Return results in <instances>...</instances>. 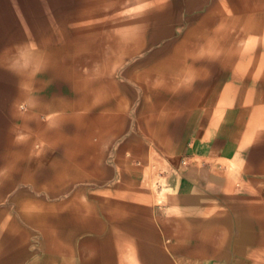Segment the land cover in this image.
I'll return each mask as SVG.
<instances>
[{
	"label": "rangeland",
	"instance_id": "1",
	"mask_svg": "<svg viewBox=\"0 0 264 264\" xmlns=\"http://www.w3.org/2000/svg\"><path fill=\"white\" fill-rule=\"evenodd\" d=\"M161 1L152 10L154 16H147L148 9L140 21L136 48L109 67L112 85L101 80L90 86L92 94L97 90L94 99L82 92L76 96L65 79L38 74L43 83L28 92L19 115H14L18 83L14 74L12 78L0 69V171L8 167L12 154L18 158L12 172L0 178V264H81L83 254H88L90 212L95 210L101 219L105 208L118 213L137 204L139 191H155L167 169L166 160L179 152L182 140L200 130L217 106L219 85L237 78L242 92L255 89L242 86L250 76L264 79V1L257 4L254 18L247 16L254 0ZM26 2L13 8L0 0V57L8 40L10 46L26 47L33 37L51 44L72 37L74 30L66 20L49 29L54 11L65 14L73 8L72 0ZM7 20L9 25L2 28ZM21 22L26 28H20ZM249 37L253 41L248 45ZM233 39H238L239 48L226 50ZM204 45L205 52L197 55ZM53 103L67 110L41 133L45 142L31 117L30 137L20 140V134L11 147L9 134L12 127L21 130L23 123L17 117L25 108L38 113V108ZM74 105L80 112L73 118ZM252 121L257 133L252 135L251 151L260 161L264 111L255 113ZM260 234L261 245L254 254L264 264V230Z\"/></svg>",
	"mask_w": 264,
	"mask_h": 264
},
{
	"label": "crops",
	"instance_id": "2",
	"mask_svg": "<svg viewBox=\"0 0 264 264\" xmlns=\"http://www.w3.org/2000/svg\"><path fill=\"white\" fill-rule=\"evenodd\" d=\"M238 82L219 85L217 106L166 160L155 191L101 219L90 212L81 264H261L264 159L251 151V124L264 111V79L250 76L242 86L255 89L242 92ZM240 225L251 241L239 240Z\"/></svg>",
	"mask_w": 264,
	"mask_h": 264
},
{
	"label": "bare ground",
	"instance_id": "3",
	"mask_svg": "<svg viewBox=\"0 0 264 264\" xmlns=\"http://www.w3.org/2000/svg\"><path fill=\"white\" fill-rule=\"evenodd\" d=\"M260 1H264V0H254L251 3L252 5L250 4L248 6L247 9L248 17L254 18L258 14L259 10H257V4H259ZM4 2L6 3L9 2L10 6L11 7L13 6V8L20 7L18 4L20 5H23L24 3L27 4L26 0H4ZM160 2L162 1L161 0H72L73 8L65 12V14L60 13L61 11H58L56 13L54 11L53 13L54 14L53 18L55 20L54 24L51 25L50 27L48 26L50 29L63 20H66L68 26L70 24V28L73 29L74 31H72L73 34L70 35L72 36L71 38H69L67 41L66 40L63 41L65 42L64 44L61 40L56 41L55 44L53 43L51 44L50 41L44 40L45 38L38 39V37H33L30 40V42L26 43L25 45L26 47H20V46L15 47L13 45L10 46L9 45L10 41L8 40L7 45H4L3 49L1 50L3 55L0 57V69L3 72H8L7 74H9L10 77L12 78H13L12 74H14L16 82L18 83L19 97L17 99V102L12 107V113L14 115H19L20 106L24 105L23 102L28 92L30 91L35 92L40 88L43 81L40 80L41 78L38 79L36 78L38 74H42V75L46 74L49 77L56 79H60V78L65 79L71 85V88L73 89L72 93H75L76 96H78L80 92L89 96L95 94L97 90H95L96 92L92 94V91L90 89V86L93 85L95 81L101 82V80H103L104 82H107V84L112 85L108 83V81L110 80L109 78H107V76L110 75L109 67L111 66L112 68V64L121 63L125 59L126 55H129V51L136 48L135 41L138 35H140L139 33L142 30L140 29V21L142 20V18L144 20V17L146 16L145 13L148 9L151 10L150 11L151 13L147 14V16L149 17L154 16L155 13H152L153 12L152 10L158 8L157 5L160 4ZM159 8L161 9V7ZM230 13L232 14V11H230ZM233 13L237 14L236 11H233ZM12 16H13V12H12ZM235 19H239V18H235ZM240 19L244 20L241 17ZM219 24L221 25V23ZM8 25H9V20H7L6 24L2 25V28L4 27L6 28ZM25 25L26 23H22L20 25V28L22 29L26 28ZM32 29L34 28L32 27ZM248 39L249 41L247 42V44L249 45L253 40H251L252 37H249ZM237 41L238 39H233V41H230L229 45H227L226 47V50L231 51L232 49H234V47L239 48ZM206 47H207L206 45L202 47L200 46L199 47L200 49L196 50L197 53L198 52L200 53L197 55H202L205 52ZM185 49L188 51L185 54L186 56L185 58H188V56L190 55L189 52L190 48L186 46ZM254 65L256 66V64ZM248 71L250 72L251 70L249 69ZM182 72L183 71H181V73ZM246 74H248V72H246ZM182 79L186 81L187 76ZM104 86L106 87L107 85ZM101 91L104 92V89ZM99 93H100V88H99ZM100 95H104V94L102 93ZM93 97L95 96L93 95L91 98ZM99 100L101 99L99 98ZM73 102L75 101H72L71 103ZM89 104H91L90 101ZM72 105L73 104H71V106ZM61 106L62 105L60 104L53 103V105L50 108L48 107L46 109L38 108L36 110L38 113H34V110L33 111L30 110L29 106L25 108L26 112L17 117V118H21V122L23 123L22 126L20 125L21 130L18 129L19 131H16V128L12 127V130L9 134L8 142L11 145V147L17 145L21 135L22 136L20 140L23 139L27 140V137L30 135L28 130L29 128L28 124L30 123L31 117L36 118L35 123H36V128L38 130V137L40 136L41 141L45 142V138H42L41 133L45 129H47L48 126H50L52 123H56L59 119L63 118L64 116L63 113H65V110L67 109L64 110V108H62ZM70 110H71V116L73 118L79 115L78 113L80 112V110H78V108H76L75 105ZM46 115L49 116L46 118L45 121H43L42 117L45 118ZM47 141L49 140L47 139ZM8 151L12 152L11 148ZM16 158H17V153L12 154V160L10 161V163H8V167H5L3 170L0 171V178H5L8 173L12 172V168L15 165ZM25 214L23 215V217H25ZM239 233L241 238L239 240H241L242 242L249 241V236L245 235L243 225H240Z\"/></svg>",
	"mask_w": 264,
	"mask_h": 264
}]
</instances>
